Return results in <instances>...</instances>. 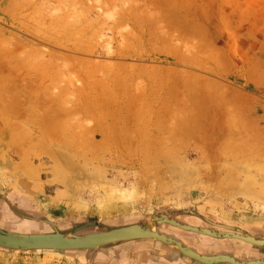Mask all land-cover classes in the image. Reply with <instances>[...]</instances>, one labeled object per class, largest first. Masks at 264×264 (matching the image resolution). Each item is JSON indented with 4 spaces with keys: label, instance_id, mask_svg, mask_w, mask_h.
Returning <instances> with one entry per match:
<instances>
[{
    "label": "rangeland",
    "instance_id": "374dc122",
    "mask_svg": "<svg viewBox=\"0 0 264 264\" xmlns=\"http://www.w3.org/2000/svg\"><path fill=\"white\" fill-rule=\"evenodd\" d=\"M0 39V230L80 236L169 214L264 240V0H0ZM202 239L210 256L264 259ZM0 264L204 263L144 239L0 247Z\"/></svg>",
    "mask_w": 264,
    "mask_h": 264
},
{
    "label": "water",
    "instance_id": "95a60500",
    "mask_svg": "<svg viewBox=\"0 0 264 264\" xmlns=\"http://www.w3.org/2000/svg\"><path fill=\"white\" fill-rule=\"evenodd\" d=\"M168 223L183 229L197 231L203 234L215 237L230 236L236 237L249 243L264 246V240H257L252 237H243L234 234H219L214 231H207L189 227L187 225L173 221L163 215H155L148 220L146 224H131L119 228L109 229L106 232L88 234V235H70L63 234L59 231L53 233H15L0 230V247L12 250H81L94 249L111 243L153 239L161 241L178 252L191 257L204 264H215L227 262L230 264H264V259L250 262H242L231 256H203L199 255L189 248L183 246L180 242L163 235L157 231L160 223ZM98 222L84 223L80 225V230L87 226H99Z\"/></svg>",
    "mask_w": 264,
    "mask_h": 264
},
{
    "label": "flooded vegetation",
    "instance_id": "af4514ba",
    "mask_svg": "<svg viewBox=\"0 0 264 264\" xmlns=\"http://www.w3.org/2000/svg\"><path fill=\"white\" fill-rule=\"evenodd\" d=\"M5 212L3 211L4 217L7 219V221H10L11 224H19V223H16L17 220H15L12 215H6ZM161 215H163L165 217H168V218L172 219L175 222L187 225L189 227L197 228V229H203V230H207V231H214L215 233H219V234H234V235H239V236H243V237H252V238H254L253 236H251V235H249V234H247V233H245V232H243L241 230H238V229L233 230V228H229V227L215 229L214 226H210V225H206V226H201L200 227L199 225L195 226V225L186 224V223L182 222L180 220V218H178V216H176V215L175 216L174 215H169V214L168 215L167 214H161ZM170 225H172V224H170ZM172 226L183 230V228H180L178 226H175V225H172ZM22 227L24 228V231L28 232V233H39V234L40 233H53V232H38L36 228H34L32 230H28V227H27L26 224H22ZM25 229H27L28 231L25 230ZM157 230H158L159 233H161L163 235H166L165 233L161 232L159 229H157ZM59 232L62 233L61 231H59ZM181 233H178V234L179 235L183 234L184 238L175 237L173 235H167V236L172 238V239H174V240H176V241H178V242H180L183 246L189 248L193 252H195V253H197L199 255H203V256H210V254H208V253L204 254V253L201 252V251H203V250H201V247L198 248L200 250H197L192 245V244H194L193 239H195L197 236L198 237H202L203 238L202 239L203 242L205 243V241H206V243H208L210 245L209 247L213 248V251H220L218 249L220 246H219V244H217V241L220 240V239L221 240L222 239H236V240H238L240 242H243V243L247 242V241L241 240V239L236 238V237H230V236L215 237V236H212V235L203 234V233H200V232H197V231L187 230V229H184L183 233L182 234ZM80 235H82V234H80ZM257 240H259V239H257ZM216 254H218V253H216ZM223 255H227V254L223 253ZM228 256H231V255H228ZM256 260H258V259H256ZM244 261H254V260H244Z\"/></svg>",
    "mask_w": 264,
    "mask_h": 264
},
{
    "label": "bare ground",
    "instance_id": "6f19581e",
    "mask_svg": "<svg viewBox=\"0 0 264 264\" xmlns=\"http://www.w3.org/2000/svg\"><path fill=\"white\" fill-rule=\"evenodd\" d=\"M36 31V30H35ZM14 35V34H13ZM48 37V36H47ZM1 40V39H0ZM12 44H13V42H12ZM13 45H15V44H13ZM24 46V45H23ZM15 47H16V45H15ZM26 48V47H25ZM23 51V50H22ZM108 51V50H107ZM23 53H26V52H23ZM15 56V55H14ZM26 56V55H25ZM18 58V57H17ZM37 59V58H36ZM55 60V59H54ZM70 60V59H69ZM48 61V60H47ZM75 61V60H74ZM17 63V62H16ZM69 63V62H68ZM72 63V62H71ZM75 63V62H74ZM64 64H65V62H64ZM64 67V66H63ZM64 70H65V67H64ZM19 72V71H18ZM31 86V85H30ZM22 89V88H21ZM67 91V90H66ZM75 96V95H74ZM70 97H72V96H70ZM67 99V98H66ZM223 99V98H222ZM74 101V100H73ZM185 101V100H184ZM72 102V101H71ZM228 102V101H227ZM75 103V102H74ZM74 105H76V103L74 104ZM188 105V104H187ZM225 105V104H224ZM230 105V104H229ZM228 105V106H229ZM78 106V105H77ZM235 107V106H234ZM60 108V107H59ZM231 108V107H230ZM63 109V108H62ZM62 109H61V111H62ZM234 109V108H233ZM231 110V109H230ZM227 116H228V119H229V115L227 114ZM227 116H226V118H227ZM70 117V116H69ZM68 118V117H67ZM235 119V118H234ZM230 122V121H229ZM237 122H235L234 124H236ZM229 124V123H228ZM231 124V123H230ZM79 125V124H78ZM233 125V124H232ZM231 125V126H232ZM237 126H238V124H236ZM81 127V126H80ZM237 127H235L234 129H236ZM63 129V128H62ZM61 129V130H62ZM233 129V130H234ZM238 129V128H237ZM107 151V150H106ZM59 167V166H58ZM57 167V168H58ZM58 170H59V168H58ZM57 171V170H56ZM60 171V170H59ZM58 172V171H57ZM60 173H62V171L60 172ZM108 194V192H106V195ZM207 247V246H206Z\"/></svg>",
    "mask_w": 264,
    "mask_h": 264
}]
</instances>
